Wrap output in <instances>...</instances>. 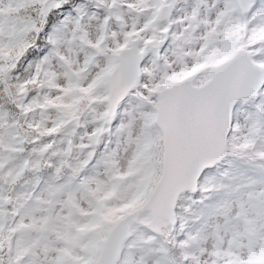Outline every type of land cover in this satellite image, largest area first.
Masks as SVG:
<instances>
[{
    "label": "snow or ice",
    "instance_id": "1",
    "mask_svg": "<svg viewBox=\"0 0 264 264\" xmlns=\"http://www.w3.org/2000/svg\"><path fill=\"white\" fill-rule=\"evenodd\" d=\"M0 264H264V0H0Z\"/></svg>",
    "mask_w": 264,
    "mask_h": 264
}]
</instances>
